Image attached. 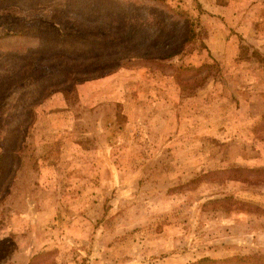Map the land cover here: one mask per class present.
Listing matches in <instances>:
<instances>
[{
	"label": "rangeland",
	"instance_id": "1",
	"mask_svg": "<svg viewBox=\"0 0 264 264\" xmlns=\"http://www.w3.org/2000/svg\"><path fill=\"white\" fill-rule=\"evenodd\" d=\"M263 115L264 0H0V264L264 257Z\"/></svg>",
	"mask_w": 264,
	"mask_h": 264
},
{
	"label": "trees",
	"instance_id": "2",
	"mask_svg": "<svg viewBox=\"0 0 264 264\" xmlns=\"http://www.w3.org/2000/svg\"><path fill=\"white\" fill-rule=\"evenodd\" d=\"M105 25V24H104ZM97 29H100V27L98 26ZM102 29V28H101ZM138 26H134V25H130L127 30L124 32V36L123 39L124 40H128L129 43L126 47L123 48V50L119 51V52H115L114 55V60H120L122 61L123 59H126L125 62H121L120 64H107V65H101L100 67H90L87 68V65L84 64H74V67H72V69H74L75 71L72 72V76L79 79L81 77H95V76H100L103 74H108V73H112L114 71H117L119 68L121 67H125V63L129 62V61H135V60H141L143 57H152V56H157V57H162V58H169L172 55H174L176 52H174L172 50V48H163L162 50H158V48L155 47H149L152 49H146L143 48L145 47V43L143 41V39L139 38V36L137 34H139L138 31ZM104 30V28H103ZM88 31V32H87ZM106 31V30H105ZM48 35H51L52 40H58L61 37V34L58 30H54L52 32V30L45 32ZM51 33V34H50ZM109 34H110V30H109ZM89 35V36H86ZM95 35V31L93 29H87L85 32V37H92ZM108 37H111L110 35H107ZM194 36V31L191 30V28H188L187 26H183V30H182V39L180 41V43H186V42H191V39ZM63 37V36H62ZM64 38V37H63ZM65 38H69V37H65ZM112 54V53H110ZM113 55H109L107 57L113 58ZM74 58L73 61L77 62L79 59L81 60H90V63H97L98 61L102 60L103 57L100 53L96 54L94 52L91 53L90 56L88 55H77V56H73ZM59 58H55V60H58ZM35 60H31L28 62V64H32L33 62H35ZM38 63H42L41 66L38 67V69H42V70H48V68H46V65L49 64L52 59L51 58H46V57H40L37 58ZM31 66V65H29ZM34 65H32L31 67H33ZM17 83L18 81H15L13 78L9 79L8 84L9 85H13L14 83ZM8 85V86H9ZM259 128H264V115L261 118V123H259ZM191 264H264V257H245V256H233L231 258H227L224 259L222 261H215V260H211L208 258H202L199 259Z\"/></svg>",
	"mask_w": 264,
	"mask_h": 264
}]
</instances>
